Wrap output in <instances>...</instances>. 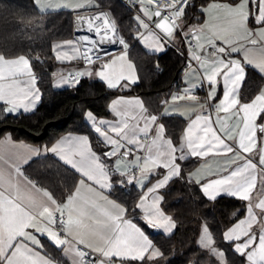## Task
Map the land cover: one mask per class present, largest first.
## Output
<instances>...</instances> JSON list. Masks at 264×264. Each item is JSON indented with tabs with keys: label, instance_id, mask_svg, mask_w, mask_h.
Here are the masks:
<instances>
[{
	"label": "snow or ice",
	"instance_id": "snow-or-ice-1",
	"mask_svg": "<svg viewBox=\"0 0 264 264\" xmlns=\"http://www.w3.org/2000/svg\"><path fill=\"white\" fill-rule=\"evenodd\" d=\"M33 3L41 15L64 8L95 10L76 17L91 35L52 45L57 61L83 60L89 66L56 74L57 87L79 85L82 77L93 74L110 89L137 83L130 46L107 10V0ZM126 6L135 13L138 39L163 51L162 39L179 36L193 49L192 59L203 72L192 69L189 86L172 94L171 103L162 101L158 114L138 97L113 100L110 108L117 119L111 121L87 111L98 145H104L97 151L87 136L71 134L50 148L16 144L10 134L0 139V264H159L164 252L128 214L141 211L147 226L172 234L177 225L162 209L165 197L160 191L175 179L190 181L210 201L228 196L245 202L244 218L231 214L236 222L221 233L226 250L218 245L209 222L201 220L196 243L202 255L192 264H264V84H255L252 75L264 80V0H205L199 17L195 0H130ZM107 44H119L122 51L114 56L104 48ZM33 59L40 63L39 56L0 53V111L30 112L37 107L41 95ZM92 66L98 69L95 73ZM205 83L209 90L201 101L194 92ZM178 102L191 106L179 112ZM176 112L189 117L178 146L166 138L162 122ZM140 152L144 154H136ZM42 156L56 162L55 174L71 173L69 190L59 198L55 186L49 190L43 180L21 172V164ZM214 156L228 157L215 171L207 163L192 172L181 167L189 157ZM129 185L138 189L136 202L126 207L110 199L115 189L124 192ZM42 239L58 255L48 251Z\"/></svg>",
	"mask_w": 264,
	"mask_h": 264
},
{
	"label": "trees",
	"instance_id": "trees-1",
	"mask_svg": "<svg viewBox=\"0 0 264 264\" xmlns=\"http://www.w3.org/2000/svg\"><path fill=\"white\" fill-rule=\"evenodd\" d=\"M210 0H207L209 2ZM109 10L114 15L119 28L133 45L129 51L139 72L140 80L133 84L131 90L120 88L110 89L99 78L83 77L79 85L62 88L54 86L55 74L62 65L54 58L53 42L70 38L74 35V11L70 9L57 10L47 15H41L33 0H0V53L6 57L29 55L41 57L40 63L34 59L32 65L38 74V85L42 91V99L35 110L8 114L0 111V139L11 132L13 137L24 139L39 145H50L67 132L87 134L98 150L104 145H98V135L86 120L85 113L91 110L97 116H110V102L119 93L137 92L141 94L146 105L160 112L162 101H167L172 94V80L184 64V56L174 46L163 53H150L138 42L137 29L132 20L134 12L130 11L123 0H107ZM194 10L200 16L199 6L205 0H195ZM196 22V21H193ZM136 33V35H134ZM255 84H264L256 73L252 74ZM182 78L179 80L180 86ZM251 92L252 89L250 88ZM4 107L0 104V109ZM167 133L178 146L186 126V119L178 115H170L164 120ZM184 172H191L197 160L189 157L180 162ZM56 162L49 156L32 160L25 166V171L37 182L43 180L44 186L51 190L57 188V198L70 187L71 173L62 170L55 174ZM118 200L126 206L137 201L138 190L131 185L126 191L115 189ZM165 197L163 209L176 222L177 228L170 235L161 232L150 234L153 243L165 254V259L159 264H192L201 257L197 247L199 226L201 220L209 222L218 245L224 250L227 243L221 239V233L235 222L231 214L243 215L245 202L237 198L223 196L216 201H210L201 194L196 185L190 181L175 179L162 190ZM143 228L150 232L143 221L141 212H130ZM54 255L58 252L48 244ZM238 259V258H237ZM202 264L204 262L202 261Z\"/></svg>",
	"mask_w": 264,
	"mask_h": 264
},
{
	"label": "crops",
	"instance_id": "crops-1",
	"mask_svg": "<svg viewBox=\"0 0 264 264\" xmlns=\"http://www.w3.org/2000/svg\"><path fill=\"white\" fill-rule=\"evenodd\" d=\"M60 2H65V3H68V2H70V3H72L73 5H75L76 3H78V2H81V0H60ZM209 2H211V0L209 1ZM66 9H69V8H66ZM70 10H72V9H70ZM80 10H84V9H80ZM80 10H77V11H74V14H75V12H78V11H80ZM135 14V13H134ZM193 23H196V22H193ZM218 23H220L222 26L225 24V21H223L222 19L218 22ZM135 28L137 29V27H136V25H135ZM144 30L141 28V29H139V32H143ZM139 35V33H138V31H137V36ZM77 37L75 36V28H74V35L72 36V37H70V38H66V39H62V40H56V41H54L53 42V45L55 44V43H58V42H62V41H64V40H74V39H76ZM138 42H139V44L141 45V47L143 48V49H145L146 51H148V52H150V53H157V54H160V53H163L164 51H166L168 48H169V46H173V43L174 44H180V45H182L183 44V41L181 40V38L179 37V36H177L176 38H175V40H164V39H162L161 41H160V44L163 46V51H155V50H153L152 48H149L147 45H145V43H144V41L142 40V39H138ZM151 42V41H150ZM172 42V43H171ZM130 51V50H129ZM178 51V50H177ZM209 51H211V50H209ZM54 53V52H53ZM120 54V52H117V53H115V54H113L114 56L115 55H119ZM192 54H193V52H192ZM22 55H25V54H22ZM55 55V54H54ZM16 57V56H15ZM12 58H14V57H12ZM129 58L132 60V62L136 65V63H135V61H134V59L131 57V55H130V53H129ZM233 58H236V57H233ZM61 65H62V67L59 69V71H57L56 72V74H67V72L69 71V70H71V69H75V68H78L79 69V71H83V70H85L86 68H88L89 66L86 64V63H84L83 62V60H74V61H67V62H61V61H58ZM33 66V65H32ZM192 69H197V71L198 72H200V73H202L203 72V70L202 69H199L198 68V65H195V66H193V67H191V68H189L186 72H185V74L183 75V77H182V82H181V84H180V86L178 87V89H176V90H173L172 91V94H178V93H181L182 92V90L183 89H185L186 87H188L189 85H188V82H189V79L191 78V76H192ZM91 70L93 71V73H95L98 69L95 67V66H92V68H91ZM33 71H34V73L36 74V79H37V83H36V87L39 89V91H40V95H41V99H42V91H41V89H40V87H39V85H38V74H37V72L35 71V69L33 68ZM135 72H136V76L138 77V81H137V83L139 82V80H140V76H139V72H138V69H137V65H136V69H135ZM56 74H55V78H54V86L56 87V88H62V87H67V86H72L71 84H68V85H62V86H59V87H57L56 86V83H57V80H56ZM83 78V77H82ZM88 78H99L98 76H96L95 74H93L92 76H90V77H88ZM22 79H26V77H23ZM100 79V78H99ZM105 82V81H104ZM195 82H198V81H195ZM106 83V82H105ZM136 84V83H135ZM132 85L133 84H130L129 85V87L128 88H120V89H123V90H131V87H132ZM205 85H207V83H205L204 85H203V87H198L196 90H195V92H194V94L195 95H197L200 99H201V101H203V99L206 97V95H207V93H206V91H205ZM208 86V85H207ZM208 90H209V86H208ZM171 94V95H172ZM218 95L222 98V88H218ZM119 97H124V98H126V99H132V98H136V97H138V98H140L143 102H144V105H145V107L146 108H148L149 109V111L151 112V113H153V114H158L159 112L158 111H155V110H153V109H150L147 105H146V103H145V100H144V98H143V96L141 95V94H139V93H137V92H129V93H119L117 96H115L112 100H111V102L113 101V100H115V99H117V98H119ZM41 99H40V101H41ZM40 101L38 102V104L40 103ZM167 101H169V103H171V96L168 98V100ZM111 102H110V105H111ZM0 104H3L4 105V102H2V101H0ZM38 104H37V106H38ZM110 105H109V107H110ZM191 106V104L190 103H185V102H178V111L179 112H183V111H185V110H187L189 107ZM36 109V108H35ZM34 109V110H35ZM163 110V108L161 109V111ZM22 112H23V110H21ZM33 111V110H32ZM87 111H91V110H87ZM110 111H111V108H110ZM31 112V111H30ZM92 112V111H91ZM93 113V112H92ZM98 119H104V120H114V119H117V117H115V114L111 111V115L110 116H97L95 113H93ZM172 115H178V116H181L182 118H184V119H186V121H187V123L189 122V117L188 116H184V115H180V114H178V112H176V113H174V114H172ZM191 118H194V115L191 117ZM86 120H87V118H86ZM87 122L91 125V122L90 121H88L87 120ZM163 123H164V121H162ZM187 123H186V126H185V130H186V128H187ZM165 124V123H164ZM91 127L93 128V126L91 125ZM165 128H166V126H165ZM184 130V131H185ZM7 134H10L11 135V138H12V141L14 142V143H16V144H26V145H29V146H31V147H33V148H41V147H43V146H46V147H51V146H53L61 137H65V136H68L69 134H71V135H73V136H87L88 138H89V141L91 142V144H92V141H91V139H90V137L87 135V134H85V133H81V132H67V133H64L63 135H61L58 139H56L52 144H50V145H39V144H36V143H33V142H30V141H27V140H24V139H17V138H15V137H13V135H12V133L11 132H8ZM6 135V134H5ZM4 135V136H5ZM98 135V134H97ZM3 136V137H4ZM2 137V138H3ZM1 138V139H2ZM166 138H171L170 136H169V134L167 133V130H166ZM172 139V138H171ZM174 143V142H173ZM174 145H176L175 143H174ZM92 146H93V144H92ZM93 150L94 151H97L94 147H93ZM136 154H140V155H143L144 153L143 152H140V153H136ZM4 159L5 160H8L9 161V164L12 162L10 159H9V153L8 152H5L4 154ZM231 154H229V156H230ZM43 157V156H42ZM194 158H196V157H194ZM228 157H224V156H214V157H210V158H207V160L205 159V158H196V160H197V163H196V165H195V167L193 168V170L192 171H194V170H196V169H199V168H202V167H204L205 166V164L207 163V165L208 166H210L211 168H212V170L213 171H215L222 163H223V161L225 160V159H227ZM34 159H36V157H32L29 161H28V163L27 164H29L32 160H34ZM130 159H131V157H130ZM254 163H255V160L253 161ZM0 164H3V162L2 161H0ZM27 164H21L20 165V168H21V172L24 174V176H27L29 179H31V180H34V181H36L34 178H32L26 171H25V166L27 165ZM4 167H8V165L7 164H4L3 165ZM191 171V172H192ZM258 186H259V183H258ZM137 189V188H136ZM138 190V189H137ZM160 195H162V190L160 191ZM110 199H113V200H116L118 203H123V202H121L120 200H118L114 195H112V196H110ZM125 204V203H124ZM126 206V205H125ZM127 207V206H126ZM161 207H162V204H161ZM162 209H163V207H162ZM164 210V209H163ZM165 211V210H164ZM141 212V211H140ZM165 213L166 214H168L166 211H165ZM168 215H170V214H168ZM141 216H142V212H141ZM241 219L242 218H244L243 217V215L240 217ZM128 219H131L132 220V222L134 223V224H136L137 225V227H140L141 228V230L142 231H144V233L149 237V239H151L152 240V238H151V236H150V234L151 233H153V232H161V233H163V234H165V235H169V234H166V233H164L163 232V230H159V229H152L150 226H148L149 227V230H150V232H148L145 228H143L142 226H141V224L138 222V220L134 217V216H132V215H130V214H128ZM236 222V221H235ZM234 224V223H233ZM233 224H231L229 227H231ZM228 227V228H229ZM175 231V230H174ZM173 231V232H174ZM153 241V240H152ZM42 244H44L45 245V248L48 250V251H51L49 248H48V245H47V241L46 240H43L42 239ZM223 249V248H222Z\"/></svg>",
	"mask_w": 264,
	"mask_h": 264
},
{
	"label": "built area",
	"instance_id": "built-area-1",
	"mask_svg": "<svg viewBox=\"0 0 264 264\" xmlns=\"http://www.w3.org/2000/svg\"><path fill=\"white\" fill-rule=\"evenodd\" d=\"M126 4L127 3H130V0H123ZM108 11H110L109 9H107ZM95 10H80L78 12H75L74 14V26L75 28L78 30L76 33H75V36L78 37L80 35H91L89 34L87 31H86V27H82L80 24L77 23V20H76V17L77 16H90L93 14ZM138 11V10H137ZM111 12V11H110ZM112 14V12H111ZM112 16L114 17V15L112 14ZM117 22V21H116ZM118 24V23H117ZM119 26V25H118ZM120 35L124 37V39L128 42L129 44V50L131 49L132 47V43L129 42V40L127 39V37L122 33L121 29H120ZM172 43V42H171ZM173 46L184 56L185 58V61H184V64L183 66L181 67V69L176 73V76L175 78L172 80V85L174 86V89L173 90H176V86L179 84V80L183 77V75L185 74V72L197 65V63L192 59V52H193V49L190 48L186 43L183 42L182 45L180 44H174L173 43ZM104 48H106L112 55L117 53V52H121L122 51V47L119 45V44H107V45H104ZM41 59V57H40ZM75 71H79V69H71L67 72L68 73H71V72H75ZM205 91L206 93H208V86L205 85ZM207 114V113H205Z\"/></svg>",
	"mask_w": 264,
	"mask_h": 264
},
{
	"label": "water",
	"instance_id": "water-1",
	"mask_svg": "<svg viewBox=\"0 0 264 264\" xmlns=\"http://www.w3.org/2000/svg\"><path fill=\"white\" fill-rule=\"evenodd\" d=\"M155 19V18H154ZM78 30L75 28V33L77 32Z\"/></svg>",
	"mask_w": 264,
	"mask_h": 264
},
{
	"label": "rangeland",
	"instance_id": "rangeland-1",
	"mask_svg": "<svg viewBox=\"0 0 264 264\" xmlns=\"http://www.w3.org/2000/svg\"><path fill=\"white\" fill-rule=\"evenodd\" d=\"M75 28V27H74ZM75 69H78V68H75ZM173 89H174V86H173ZM173 91V90H172Z\"/></svg>",
	"mask_w": 264,
	"mask_h": 264
}]
</instances>
